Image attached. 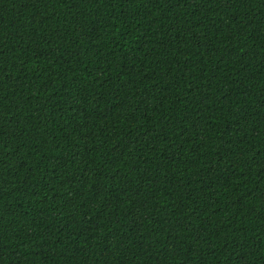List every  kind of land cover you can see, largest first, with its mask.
Returning <instances> with one entry per match:
<instances>
[{
    "label": "trees",
    "instance_id": "obj_1",
    "mask_svg": "<svg viewBox=\"0 0 264 264\" xmlns=\"http://www.w3.org/2000/svg\"><path fill=\"white\" fill-rule=\"evenodd\" d=\"M0 264H264V0H0Z\"/></svg>",
    "mask_w": 264,
    "mask_h": 264
}]
</instances>
